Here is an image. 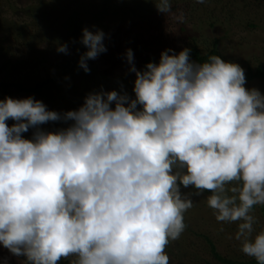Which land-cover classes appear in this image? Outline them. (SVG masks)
I'll list each match as a JSON object with an SVG mask.
<instances>
[{
    "label": "clouds",
    "instance_id": "obj_1",
    "mask_svg": "<svg viewBox=\"0 0 264 264\" xmlns=\"http://www.w3.org/2000/svg\"><path fill=\"white\" fill-rule=\"evenodd\" d=\"M93 28L79 40L85 73L107 51ZM56 51L67 55V43ZM189 54L165 49L137 70L126 49L133 96L100 88L64 112L31 96L0 100V247L22 264H169L191 197L207 191L215 219L236 223L241 252L264 264L251 214L264 205V94L245 87L238 64Z\"/></svg>",
    "mask_w": 264,
    "mask_h": 264
},
{
    "label": "rangeland",
    "instance_id": "obj_2",
    "mask_svg": "<svg viewBox=\"0 0 264 264\" xmlns=\"http://www.w3.org/2000/svg\"><path fill=\"white\" fill-rule=\"evenodd\" d=\"M148 1L0 0V82L20 84L23 88L47 82L42 96L21 93L13 87L9 89L10 96L15 99L31 96L49 110L64 112L77 109L86 94L100 88L119 91L123 86L130 96L134 95V74L127 70L126 49L132 50L134 65L139 70L142 59H159L165 49L179 53L183 48L196 46L204 54L217 39L223 59L238 64L244 73L264 67V0H204L203 3L179 0L175 5L170 3L171 10L166 14L159 13ZM38 7L51 14L49 21L45 17L37 18L34 9ZM72 14L75 21L82 22L77 30L63 25ZM93 26L105 33L107 51L87 61L89 72L85 73L77 63L86 51L79 40L81 30L93 31ZM6 28L14 32H3ZM57 43H67V55L56 51ZM61 70L66 75L54 80ZM245 87L264 94L262 80L246 82ZM58 125L50 122L42 127L65 126ZM30 136L31 129L24 133V138ZM182 191L196 190L189 187ZM208 196L202 192L191 197L193 206L184 213V231L165 248L169 264H218L211 257L204 236L214 243L223 258L249 264L252 258L241 252V242L234 238L237 224L218 222L214 210L207 205ZM262 207L256 205L251 210L256 220L253 235L264 230ZM23 259L0 247V264H22ZM73 259H62L59 264H70Z\"/></svg>",
    "mask_w": 264,
    "mask_h": 264
},
{
    "label": "trees",
    "instance_id": "obj_3",
    "mask_svg": "<svg viewBox=\"0 0 264 264\" xmlns=\"http://www.w3.org/2000/svg\"><path fill=\"white\" fill-rule=\"evenodd\" d=\"M143 2L147 1V0H140ZM158 0H152L150 2V0L148 1L149 5L153 6L155 5ZM176 1H179V0H170V3H173V5L176 4ZM41 2V1H40ZM40 5H43V4H40ZM174 9V8H173ZM36 10V16L37 18L39 19V17H41V19L43 17L47 18L49 21V18L51 16L50 13H48V11L43 8L41 9L40 7H38L37 9H34ZM75 14H72V16L68 17L67 18V21H64L63 22V25H64V28H66L67 26H71L74 30H77L78 28H81L82 25H81V20H78V21H75L76 18L74 16ZM60 20V19H58ZM65 23V24H64ZM56 24H59L58 21H56ZM62 25V27H63ZM14 29V27H12ZM21 29V28H20ZM19 29V30H20ZM6 30V31H5ZM3 32L7 33V34H11L13 33L14 31H12L11 29L9 28H6ZM18 30V31H19ZM217 39L213 42V47L212 49H210L208 52L206 53H202L201 50L196 47V46H193L190 49V54H189V57H190V60H192L193 62H203V61H206L207 58L211 55H219L220 58L222 60L223 57L221 56V54L219 53L218 49H217ZM159 59L157 58H153V57H146L144 59H142L140 61V64L138 65V69L141 70L143 68V66L148 63V62H153V63H156L158 62ZM225 61V60H224ZM66 72H64L63 70L60 71L59 75L54 77L53 79L54 80H58L59 78H63L66 74ZM245 79H246V82H251V81H254V80H262L264 81V67L262 66H258L256 69L252 70V69H248L245 73ZM47 83V82H46ZM45 82H42V83H38L36 85H34L33 87H29V88H26V87H22L20 84H13V83H3V82H0V100H3L5 96L7 97H10V92H9V89L11 87L15 88L17 91L21 92V93H25V94H34V95H37V96H42V89L43 87H45ZM7 123L9 125H11L13 123V121L9 120L7 121ZM60 122H55V126H59ZM24 136V133L22 134ZM204 194L206 195H210L209 192L207 191H204L203 192ZM256 208V206H254L252 208V210H254ZM262 210V213L264 215V208L262 207L261 208ZM204 240L206 241L208 247H209V251H210V255L211 257L218 263V264H246V263H239V262H236V261H233V260H229V259H226V258H223L216 250V247L214 245V243L206 236L203 237ZM249 264H256V261L252 258L250 261H249Z\"/></svg>",
    "mask_w": 264,
    "mask_h": 264
}]
</instances>
